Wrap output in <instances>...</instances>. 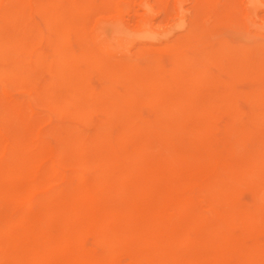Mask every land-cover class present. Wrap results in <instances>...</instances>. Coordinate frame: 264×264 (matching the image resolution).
Returning <instances> with one entry per match:
<instances>
[{
    "label": "rangeland",
    "instance_id": "374dc122",
    "mask_svg": "<svg viewBox=\"0 0 264 264\" xmlns=\"http://www.w3.org/2000/svg\"><path fill=\"white\" fill-rule=\"evenodd\" d=\"M86 1L4 3L20 35L60 58L0 74V139L45 142L60 170L83 172L45 187L98 194L71 235L99 264H264V0ZM22 208L40 211L0 198V213Z\"/></svg>",
    "mask_w": 264,
    "mask_h": 264
},
{
    "label": "bare ground",
    "instance_id": "6f19581e",
    "mask_svg": "<svg viewBox=\"0 0 264 264\" xmlns=\"http://www.w3.org/2000/svg\"><path fill=\"white\" fill-rule=\"evenodd\" d=\"M6 1L8 0H0V74H4L14 69L15 70L23 69L24 63L25 65L27 63V67L30 68L31 70L34 67H39L40 70L53 69L54 62L60 58L59 51L54 49L51 52L46 53V55H43V53L38 51L36 48L38 44V40L40 39L38 37L39 34L37 37H34V38L33 37L29 38L30 36L24 37L23 35H20L19 31L16 30L14 27H12L14 21L18 17L19 11L15 8L5 7L4 3ZM117 1L118 0L110 1L108 4L109 7L112 8L113 10H119L120 5H119V2ZM87 4H88V1L86 0L83 1V5H80V1L75 0L74 8L80 11L83 8H85ZM42 7H45L47 9L49 8L48 6H46V4L43 5ZM146 9L148 8L146 7ZM151 9H152V6H151ZM49 13L50 14L48 15L46 14V16H44L42 19V23L46 26V28L47 26H50V27L55 26L56 23L59 21L60 12L54 11V12H49ZM222 13L224 14V12ZM42 23L40 24L41 27H42ZM26 24L30 26L32 23L26 22ZM85 27L89 28L87 26ZM42 29L44 30V28ZM106 31L107 30L105 29V32ZM53 35L57 36V33L54 32ZM101 35L100 36L98 35L99 38L101 37ZM73 36H75V34ZM43 37H45L44 34H43ZM200 37L202 36L200 35ZM89 39L90 38L88 37V40ZM214 39H211V40H214ZM220 41H222V38ZM247 42L251 43V41H247ZM5 43H12L14 48L11 50L4 49L3 45ZM93 49L94 51H96L95 47H93ZM44 59L45 61H48V63H42L41 60H44ZM38 72L40 73V71ZM101 77H103V75ZM38 79L39 77H37V80ZM99 81L101 80L99 79ZM0 84L2 86V90L6 91L8 88L7 84L1 80H0ZM114 99L116 98L114 97ZM128 123H129V120H128ZM70 131L73 133L75 130L70 129ZM246 132H248V130ZM3 134H4L3 129L0 125V138ZM75 145H76L75 150L80 151V142H77V143L75 142L74 146ZM46 146L47 144L45 142H37L36 140H34L32 137H29V136L26 138H23L21 142H17V143H9L5 140L0 139V198L10 200L11 202L19 201L25 206H31L33 204H38L40 206V211L34 215H30L25 208H22L21 210H18V211L8 210L4 213H0V264H57L56 255L59 252H65L69 254L71 260L74 261L76 264H99L95 257L86 256L80 250L81 248L77 249V246L79 247L80 244L71 235V233L73 232V230H75V227H76L74 224L75 220L83 216V211H82L83 207L85 205H88V203H96L99 200V196L97 193H90L89 191L73 192L69 188L68 189L65 188L64 191H61V192H57L53 188L47 189L45 186L46 184H49L52 178V175L56 176V180L63 181L64 184H67V182L69 183L72 180L71 176H75L77 182H81L83 179V172L81 170H76L75 172H71L70 174H67L66 172L60 170L56 166L54 160L51 158V154H49L48 152H44V150L42 151V149H45ZM97 149L99 148L98 147L94 148V150L98 151ZM113 154H116V153H113ZM93 172L98 177H102L104 175L100 173L99 168L97 166L94 167ZM70 178L71 180H69ZM25 179H28V180H25ZM24 180L25 182H27V187L24 189H22L21 185H13L15 184L14 182L16 181L18 182V181H24ZM228 181H231V180H228ZM114 183L124 184V181L119 180V182H114ZM16 184H19V183H16ZM37 188H39V190H37ZM172 200L174 201V199ZM162 203H163V200H162ZM168 204H171V203H168ZM172 204H175V203L173 202ZM157 210L159 211V209ZM160 214H161V211H160ZM86 215L90 217L89 213H87ZM54 216L57 217L58 222L54 221ZM97 222L99 223L107 222L108 223V219L105 217L103 220L100 219V221H97ZM238 223L240 224V222ZM242 227L244 228V225H242ZM54 228H56L55 231H53ZM31 230L33 232H31L30 234L29 232Z\"/></svg>",
    "mask_w": 264,
    "mask_h": 264
}]
</instances>
